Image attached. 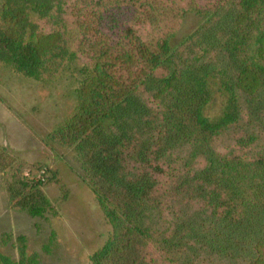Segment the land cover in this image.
<instances>
[{
    "label": "trees",
    "instance_id": "trees-1",
    "mask_svg": "<svg viewBox=\"0 0 264 264\" xmlns=\"http://www.w3.org/2000/svg\"><path fill=\"white\" fill-rule=\"evenodd\" d=\"M0 65L75 79L43 143L71 149L110 226L92 264H264V0H0ZM55 176L0 144L5 210L56 216ZM0 245L38 264L25 235Z\"/></svg>",
    "mask_w": 264,
    "mask_h": 264
},
{
    "label": "rangeland",
    "instance_id": "rangeland-1",
    "mask_svg": "<svg viewBox=\"0 0 264 264\" xmlns=\"http://www.w3.org/2000/svg\"><path fill=\"white\" fill-rule=\"evenodd\" d=\"M201 21L199 16L186 15L173 43ZM75 84L74 77L67 74L53 84L43 85L0 65V105L9 116L0 112V141L14 154L56 171L53 183L45 189L57 204L56 216L30 218L7 211L0 198V233L9 232L12 239L25 235L26 251L37 252L38 264H92L91 253L103 244L110 230L71 149L43 143L44 134L73 106ZM219 100L214 95L206 109L208 115L217 114ZM0 250L16 257L8 245H0Z\"/></svg>",
    "mask_w": 264,
    "mask_h": 264
},
{
    "label": "crops",
    "instance_id": "crops-1",
    "mask_svg": "<svg viewBox=\"0 0 264 264\" xmlns=\"http://www.w3.org/2000/svg\"><path fill=\"white\" fill-rule=\"evenodd\" d=\"M1 107H2V106L0 105V112H2V113L5 114L7 117H9L8 114H7L6 112H4L3 108H1ZM0 144H1L2 146H4L5 148H7L3 142L0 141ZM18 156H19V155H18ZM20 157H21V156H20ZM22 158H23V157H22ZM24 159H25V158H24ZM25 160H27V159H25ZM27 161H28V160H27ZM29 162H31V161H29ZM1 206H2V203H1Z\"/></svg>",
    "mask_w": 264,
    "mask_h": 264
}]
</instances>
